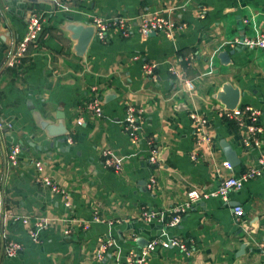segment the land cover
<instances>
[{
    "label": "crops",
    "instance_id": "1",
    "mask_svg": "<svg viewBox=\"0 0 264 264\" xmlns=\"http://www.w3.org/2000/svg\"><path fill=\"white\" fill-rule=\"evenodd\" d=\"M0 8V264H135L128 253L143 250L144 264H264V170L227 203L199 201L176 226L165 225L189 189L209 193L256 164L259 153L242 147L235 123L219 115L216 97L225 85L238 89V107L259 110L264 127V49L239 44L264 31V0H0ZM32 13L41 16L43 31L22 65L7 67L5 58L25 36ZM152 13L186 29L128 39L112 31L77 53L71 26L84 27L93 17L138 23ZM223 52L227 61L220 59ZM143 64L156 65L154 79ZM93 96L102 103L101 118L86 110ZM127 106L142 110V136L159 147L158 164L147 161L144 140L133 144L123 131ZM191 112L209 122V150L195 145ZM224 143L239 161L231 170L222 166ZM13 146L20 149L16 165L9 161ZM105 152L120 163L119 171L104 164ZM37 174L64 194L36 182ZM151 178L156 187L149 192ZM234 207L244 211L241 219ZM144 211L160 219L145 222ZM37 220L46 222L34 243L28 232ZM173 238L185 252L158 244ZM9 241L22 250L8 259L3 247ZM103 245L108 248L100 253Z\"/></svg>",
    "mask_w": 264,
    "mask_h": 264
},
{
    "label": "built area",
    "instance_id": "2",
    "mask_svg": "<svg viewBox=\"0 0 264 264\" xmlns=\"http://www.w3.org/2000/svg\"><path fill=\"white\" fill-rule=\"evenodd\" d=\"M1 16V8H0ZM200 18H204L201 14ZM26 33L21 41L10 51L5 58V66L10 68H19L23 60L27 56L29 46L35 44L43 31L44 21L39 14L32 13L26 19ZM94 27L93 38L95 40L104 41L109 32H117L123 39L130 38L133 34L138 33L142 37H147L151 34H164L166 37H172L175 33L185 30V23L178 22L168 15L162 13L143 14L138 17V23H133L132 18L117 16L113 19H104L99 17H93L89 23ZM245 49H264V31L256 38L243 37L239 42ZM156 69L155 64H143L142 71L145 75L154 79V71ZM172 73L177 77L188 92L194 91V84L186 79L184 75L178 74L175 71ZM86 110L89 113L94 114L96 117H102V103L96 97L93 96L86 104ZM222 118L232 121L237 126L241 135V145L246 150H256L259 155L256 164L250 167L238 176H230L223 178L215 190L206 193L198 189H189L186 194V201L178 207L172 209V216L170 221L165 223L168 227L176 226L183 214L191 209L194 204L199 201L207 200L211 197L220 198L223 203L228 202L229 195L233 192L239 191L245 184L259 177L264 170V127L260 123L259 110L251 106L236 107L233 110L221 109L220 114ZM190 121L192 123L193 135L195 137V145L197 147H205L207 150L212 148L213 139L208 131V120L205 116L197 112H191L189 114ZM142 122L143 114L141 109H136L133 106H127L125 110V116L122 121V128L125 134L130 138L133 144H137L139 141L144 140L147 146V161L151 165H156L160 161L159 147L155 144V141L142 136ZM2 129V125H0ZM70 142V140H69ZM20 149L18 146L11 148L9 161L12 165H16L18 154ZM106 159L104 164L107 167L113 168L115 171H119L120 163L115 160L109 152H105L103 155ZM195 159V157H193ZM222 166L225 169L231 170L229 162L224 161ZM35 168L38 172H41L42 166L39 162L35 163ZM35 181L41 183L43 186L50 188L53 194L63 195L64 193L57 187L50 179L41 178L38 174L35 176ZM156 187V180L151 178L146 184V188L149 192L153 191ZM68 206V203H66ZM234 216L237 219H241L244 215V211L241 207L233 208ZM143 220L145 222H153L160 219V214L156 211H144ZM20 221L23 225H29V219L21 218ZM94 221H98L97 218ZM45 220H37L34 223L35 230H29L28 235L32 242L38 243V233L45 225ZM87 225L84 226L86 230ZM70 229L64 231L65 235H69ZM160 244L164 248L178 247L182 251H186L184 243L180 239H168L166 241H160ZM157 243L148 244L146 250L153 251ZM108 245H103L99 248L100 253H104ZM21 245L13 241L6 242L3 247V255L6 258H12L17 256L21 251ZM261 251L264 253V245L261 247ZM128 261L132 263V259H135V264H144L146 261V251H140L136 253L130 251L128 253Z\"/></svg>",
    "mask_w": 264,
    "mask_h": 264
},
{
    "label": "water",
    "instance_id": "3",
    "mask_svg": "<svg viewBox=\"0 0 264 264\" xmlns=\"http://www.w3.org/2000/svg\"><path fill=\"white\" fill-rule=\"evenodd\" d=\"M71 31L74 34L73 38L78 40L76 51L79 55H82L93 38L94 27L88 23L84 27L71 26ZM220 59L222 61H227L229 59L228 53L226 52L221 53ZM216 99L221 103L224 109L233 110L239 104L240 93L238 89L232 88L229 85H225L222 88V91L217 94ZM222 148L225 153L227 162H229L231 166H236L239 163V161L235 153L225 143L222 144Z\"/></svg>",
    "mask_w": 264,
    "mask_h": 264
},
{
    "label": "trees",
    "instance_id": "4",
    "mask_svg": "<svg viewBox=\"0 0 264 264\" xmlns=\"http://www.w3.org/2000/svg\"><path fill=\"white\" fill-rule=\"evenodd\" d=\"M234 124V123H233Z\"/></svg>",
    "mask_w": 264,
    "mask_h": 264
}]
</instances>
